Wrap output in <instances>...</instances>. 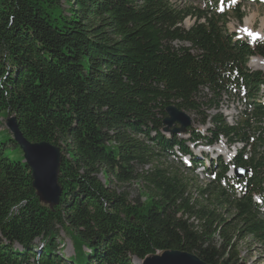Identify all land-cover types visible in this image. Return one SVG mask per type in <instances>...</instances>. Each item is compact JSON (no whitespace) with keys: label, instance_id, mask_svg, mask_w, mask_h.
<instances>
[{"label":"trees","instance_id":"1","mask_svg":"<svg viewBox=\"0 0 264 264\" xmlns=\"http://www.w3.org/2000/svg\"><path fill=\"white\" fill-rule=\"evenodd\" d=\"M207 7L0 0V124L16 115L29 141H48L63 154V193L52 206L37 195L12 135L0 141V264H135L168 250L208 264H246L245 240L264 247V214L253 200L264 192V73L248 68L252 56L264 58V42L234 40L228 14L216 2ZM235 11L242 21L241 5ZM188 16L195 24L185 29ZM241 94L249 104L236 124L202 110H219L224 95ZM170 105L213 127L203 134L190 126L186 139L166 137ZM223 139L244 145L232 165L249 171L238 180L246 191L239 197L222 185L230 166L220 157L205 167L215 179L194 195L179 173L197 171L190 143ZM178 153L191 155V166L179 159L172 172L156 164ZM133 181L143 183L135 199ZM61 229L73 240L71 259L60 255ZM38 239L45 245L36 253Z\"/></svg>","mask_w":264,"mask_h":264},{"label":"rangeland","instance_id":"2","mask_svg":"<svg viewBox=\"0 0 264 264\" xmlns=\"http://www.w3.org/2000/svg\"><path fill=\"white\" fill-rule=\"evenodd\" d=\"M223 2V7H225V10H223V13L228 14L226 18H228L227 22V30L229 33H236L241 37H245L247 40L254 41L255 39H258L252 35H247L245 31V19L250 16L253 21L249 24V28L251 29L252 33H258L261 32L264 36V0H221ZM171 2L176 5L178 8H198V9H209L208 2H213V0H171ZM241 5V13L244 14V18L242 21L238 19V14L235 11V8ZM195 24V18L188 16L184 22H183V28L190 29ZM248 28V29H249ZM262 36V38H263ZM264 41L263 39H260ZM176 47L180 46V43H174ZM186 46H189V43H184ZM195 53V52H194ZM252 59L248 62V67L251 70H259L264 73V70L261 68H253L250 66V62ZM259 63H261V60L259 59ZM262 67V66H261ZM262 93L264 96V87L262 88ZM264 102V97L260 99ZM248 105V102L246 99H244V96L241 95L240 97L236 95H224L223 100L221 103V107L219 110H211L208 111L206 106H203L202 110H205L206 114L215 116L218 113H221L230 124H234L236 122H239L243 119V116L245 115L246 106ZM189 115H191L194 118L196 117V121L201 120L202 116L195 113V112H188ZM193 127L195 129H199L203 134L208 130L209 128L213 127L212 123L208 122L206 125H202L200 123L194 122ZM177 127H171V130L175 129ZM180 128V127H179ZM11 132L8 130L6 126V119H1L0 124V141H7L10 139ZM169 136V133H168ZM182 136V135H181ZM182 137H187L185 134ZM212 148H217V151L214 153L223 156V158L226 161H229V156L233 152V149L228 147L225 140L218 143L215 147L214 145ZM237 150L243 148L242 144L236 145ZM221 150V151H220ZM195 153L198 154L200 157L202 154H204L203 148H196L194 149ZM179 156L174 154H168L166 157L162 156L158 161H156V164H162L165 168H168L172 172H176L178 168L177 165H179ZM148 168H151V165L145 167L141 171H146ZM178 172V171H177ZM180 174L183 175L185 178H189L191 180L190 184L192 188L190 189L191 192L195 195L197 188H205L207 184L210 182V180L204 175L202 171H197L194 174H189L185 171H180ZM143 189V183L141 181H133L131 184H128V190L131 192V198L135 199L140 196L141 191ZM142 196V195H141ZM142 199H145V195L142 196ZM60 255H62L65 259H71L75 255V249L73 246V240L71 236L63 229L60 231ZM36 247L33 249L36 253L41 252L44 249V242L40 239L37 240ZM18 250L21 251V248L17 246ZM241 250V257L243 260H245L246 264H264V247H261L260 244H257L253 242L251 239L245 240L240 247ZM86 252H89L87 248L85 249ZM135 264H141V261L137 260V258H134Z\"/></svg>","mask_w":264,"mask_h":264},{"label":"water","instance_id":"3","mask_svg":"<svg viewBox=\"0 0 264 264\" xmlns=\"http://www.w3.org/2000/svg\"><path fill=\"white\" fill-rule=\"evenodd\" d=\"M167 117L164 119L165 131L171 134H181L193 125V118L186 111L179 109L176 105H170L167 109ZM175 123L180 128L171 130ZM6 126L25 153L24 161L32 172L33 187L39 198L47 204L57 205L61 201L63 188L60 184L61 164L63 161L62 149L60 146L48 141L31 142L20 129L16 115H8ZM237 176L245 174L242 169L236 170ZM139 260V259H137ZM141 264H208L196 254L183 250H168L141 260Z\"/></svg>","mask_w":264,"mask_h":264},{"label":"bare ground","instance_id":"4","mask_svg":"<svg viewBox=\"0 0 264 264\" xmlns=\"http://www.w3.org/2000/svg\"><path fill=\"white\" fill-rule=\"evenodd\" d=\"M253 21V19L250 17V16H248L246 19H245V25H246V29H248L249 28V24L251 23ZM251 28V27H250ZM248 29L250 32H251V29ZM249 31H246V33H249ZM259 33V36H258V38H261V39H263L264 38V36H263V34L261 33V32H258ZM262 36H263V38H262ZM259 59L261 60V63H259ZM250 66H252L253 68H256V67H258V68H261V69H263L264 70V60L262 59V58H259V57H254V58H252V61L250 62V64H249ZM262 66V67H261Z\"/></svg>","mask_w":264,"mask_h":264},{"label":"snow or ice","instance_id":"5","mask_svg":"<svg viewBox=\"0 0 264 264\" xmlns=\"http://www.w3.org/2000/svg\"><path fill=\"white\" fill-rule=\"evenodd\" d=\"M245 31H249L248 29H245ZM249 34L250 35H253L254 37H258L259 36V33H252L249 31Z\"/></svg>","mask_w":264,"mask_h":264}]
</instances>
